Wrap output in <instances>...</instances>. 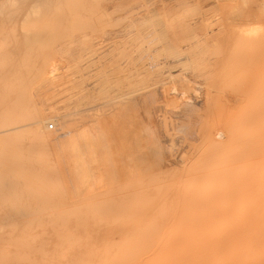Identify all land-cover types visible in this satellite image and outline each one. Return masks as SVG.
I'll return each mask as SVG.
<instances>
[{"label": "rangeland", "instance_id": "374dc122", "mask_svg": "<svg viewBox=\"0 0 264 264\" xmlns=\"http://www.w3.org/2000/svg\"><path fill=\"white\" fill-rule=\"evenodd\" d=\"M183 1L0 0V264L264 247V0Z\"/></svg>", "mask_w": 264, "mask_h": 264}, {"label": "bare ground", "instance_id": "6f19581e", "mask_svg": "<svg viewBox=\"0 0 264 264\" xmlns=\"http://www.w3.org/2000/svg\"><path fill=\"white\" fill-rule=\"evenodd\" d=\"M15 1V0H14ZM154 1V0H153ZM173 1V5L175 6V7H177L178 9H182L185 5V3L184 4H182L183 5V7H182V5H181V7L179 6L180 5V3H181V0H179L178 2H180V3H177V1L175 0H171V2ZM242 1H244V0H242ZM183 2H185V0L183 1ZM182 2V3H183ZM13 6V5H12ZM15 6V5H14ZM13 6V7H14ZM179 6V7H178ZM11 7V6H10ZM3 8V7H2ZM40 8V7H39ZM8 9V8H7ZM141 10H143V9H141ZM41 12V11H40ZM39 12V13H40ZM3 13V12H2ZM1 15V14H0ZM131 16V15H130ZM144 19H146L145 17H144ZM261 20V19H260ZM138 21V20H137ZM132 22V21H131ZM130 22V23H131ZM135 22V21H134ZM141 22V21H140ZM32 23V22H31ZM135 23H137V22H135ZM142 23V22H141ZM140 23V24H141ZM237 23V22H236ZM139 24V23H138ZM145 24V22H143L142 24H141V26L142 25H144ZM241 24V23H240ZM133 26H135V24H131L130 25V28H132ZM136 26H139V25H136ZM30 27V26H29ZM129 27V26H128ZM104 29V28H103ZM257 29V28H256ZM129 30H127V31H125V32H128ZM257 31H258V29H257ZM25 33V32H24ZM251 33V32H250ZM253 33H254V31H253ZM3 44V43H2ZM182 54H178V56L176 57V58H179V57H182L181 56ZM186 56V55H185ZM183 59V58H182ZM189 59V58H188ZM180 60V59H179ZM178 61V60H177ZM10 77V76H9ZM173 80V79H172ZM261 94V93H260ZM21 97V96H20ZM260 97V96H259ZM259 100V99H258ZM31 101V100H30ZM252 103V102H251ZM249 105H251V104H249ZM262 105H263V103H262ZM254 107V106H253ZM1 113V112H0ZM34 114H36L35 112H34ZM3 116V115H2ZM1 117V116H0ZM6 118V117H5ZM4 118V119H5ZM50 119V118H49ZM20 120V119H19ZM30 121H31V123H32V125H38V124H44L45 122H47V120H48V118L47 117H45V116H39V115H34L31 119H29ZM51 120H54V119H51ZM50 120V121H51ZM57 120V119H56ZM28 121V120H27ZM6 123H4V121L2 120V118H0V131L2 132V133H5V132H7V130L8 129H11V128H13V127H16V126H20L19 125V122L17 123H15V121H10V122H12V123H8L7 121H5ZM56 122V124L57 125H60V123L58 122V121H55ZM260 122H262V121H260ZM29 123V122H28ZM30 123V124H31ZM41 129V128H40ZM238 130V129H237ZM250 132V131H249ZM260 143V142H259ZM238 146V145H237ZM257 151V150H256ZM259 151V150H258ZM255 153V152H254ZM247 155V154H246ZM230 156V155H229ZM250 156V155H249ZM260 159V158H259ZM260 162H261V160H259ZM205 167H206V165H205ZM260 170V169H259ZM258 170V171H259ZM252 175H253V173H252ZM262 183V182H261ZM189 185V184H188ZM235 187V186H234ZM236 188V187H235ZM188 189V188H187ZM246 189V188H245ZM177 190V189H176ZM190 191V190H189ZM206 191V190H205ZM249 192V191H248ZM252 193V192H251ZM239 195V194H238ZM242 196V195H241ZM250 196V195H249ZM255 196H253V198H254ZM197 198V197H196ZM258 198H259V196H258ZM224 199V198H223ZM235 199V198H234ZM261 199H263V197L261 198ZM191 200V199H190ZM244 200V199H243ZM246 200V199H245ZM247 201V200H246ZM258 201V200H257ZM261 201V200H260ZM238 202V201H237ZM241 202H243V201H241ZM257 203H259V202H257ZM146 204H148V203H146ZM208 204V203H207ZM244 204H245V202H244ZM255 204H256V202H255ZM260 204V203H259ZM238 205H239V203H238ZM243 205V204H242ZM168 206V205H167ZM219 206V205H218ZM218 206H216V207H218ZM248 206V205H247ZM260 206V205H259ZM264 206V205H263ZM262 206V207H263ZM223 207V206H222ZM221 207V208H222ZM226 207H228V206H226ZM230 207V206H229ZM245 207V206H244ZM219 208V207H218ZM218 208L216 209V211L218 210ZM220 208V209H221ZM232 208H233V206H232ZM259 208V207H258ZM177 209V208H176ZM181 209V208H180ZM219 209V210H220ZM239 209V208H238ZM241 209V208H240ZM263 209V208H262ZM155 210V209H154ZM223 210V209H222ZM222 210L221 211H218V212H222ZM228 210V209H227ZM232 210V209H231ZM264 210V209H263ZM262 210V211H263ZM215 211V210H214ZM247 211V210H246ZM246 211H244V212H246ZM252 211V210H251ZM210 212V211H209ZM236 212V211H235ZM258 212V211H257ZM264 212V211H263ZM152 213V212H151ZM223 213V212H222ZM238 213H239V211H238ZM237 213V215H240L241 214V212H240V214H238ZM156 214H158V213H156ZM162 214V213H161ZM164 214V213H163ZM162 214V215H163ZM225 214V213H224ZM224 214H223V216H224ZM229 214H231V213H229ZM228 213H227V216L229 215ZM264 214V213H263ZM161 215V216H162ZM182 215V214H181ZM221 215V214H220ZM220 215H219V218H220ZM233 215V214H232ZM232 215H230V218H232L231 216ZM236 215V216H237ZM242 215H243V212H242ZM151 216H153V215H151ZM161 216H159V217H161ZM208 216V215H207ZM214 216V215H213ZM244 216H246V218L248 219V213L245 215L244 214ZM250 216V215H249ZM188 217V216H187ZM197 217V216H196ZM226 217V216H225ZM229 217V216H228ZM150 218V217H149ZM185 218V217H184ZM211 218H213V217H210V219ZM242 218V217H241ZM253 217L251 216V219H252ZM214 219V218H213ZM216 219V218H215ZM243 220L245 219V218H242ZM225 219H223V221H224ZM227 220V219H226ZM233 220H234V218H233ZM237 220V219H236ZM239 220V219H238ZM241 220V219H240ZM249 220V219H248ZM259 220H263L264 221V219H259ZM199 221H202L201 219L199 220ZM199 221H197V222H199ZM210 221V220H209ZM155 222V221H154ZM163 222V221H162ZM205 222V221H204ZM204 222H203V224H204ZM210 222H213V221H210ZM229 222V221H228ZM228 222H227V225H228ZM231 223H233L232 221H230ZM229 222V223H230ZM240 222V221H239ZM244 222V221H243ZM250 222H252V220H250ZM256 222H258L257 221V219H256ZM259 222H261V221H259ZM258 222V223H259ZM148 223V222H147ZM195 223V222H194ZM193 223V224H194ZM200 223V222H199ZM217 223V222H216ZM219 223V222H218ZM221 223H223V222H221ZM264 223V222H263ZM262 222H261V224H263ZM158 224H159V222H158ZM163 224V223H162ZM176 224V223H175ZM182 224V223H181ZM181 224H180V227H183V226H185L184 224H183V226H181ZM191 224H192V222H191ZM192 224V225H193ZM198 224V223H197ZM196 224V226H199L200 227V225L198 224L197 225ZM203 224H201V225H203ZM213 224H214V222H213ZM213 224H211L213 227L216 225H213ZM235 224V223H234ZM233 224V225H234ZM240 225L241 223H238V221H237V224L236 225ZM251 224V223H250ZM260 223H259V227H263L264 225H261ZM151 225H153V222H152V224ZM173 225V224H172ZM176 225H178V223L176 224ZM205 225V224H204ZM204 225L202 226V227H204ZM239 225H238V227H239ZM246 225V224H245ZM254 225V224H253ZM256 225H258V224H256ZM255 225V226H256ZM261 225V226H260ZM147 226H148V228H147ZM146 226V230L148 231V229H149V232H150V226L149 225H147ZM159 226V225H158ZM179 226V225H178ZM187 227H188V225H186ZM205 226H207V224L205 225ZM212 226H210V227H212ZM240 226H242V224L240 225ZM248 226V225H247ZM150 227V228H149ZM157 227V226H156ZM174 227V226H173ZM177 227V226H176ZM180 227H178L177 229H179ZM187 227H186V230H188L187 229ZM193 227H195V225L193 226ZM193 227H191V230H192V228ZM209 226H207V228H208ZM216 227V226H215ZM214 227V228H215ZM218 227V226H217ZM216 227V228H217ZM261 227V228H262ZM153 228H155V227H153ZM152 228V229H153ZM166 228H168V227H166ZM169 228H171V226L169 227ZM189 228V227H188ZM196 228V227H195ZM194 228V229H195ZM201 228V227H200ZM227 228H230V229H232L233 231H234V227H228L227 226ZM227 228H225V230H224V227H223V231H225V232H227L226 230H228ZM240 228V227H239ZM258 228V227H257ZM175 228H173V230H174ZM210 229V228H209ZM208 229V230H209ZM213 229V228H212ZM219 229H220V227H219ZM222 229V228H221ZM235 229H236V227H235ZM245 229H246V226H245ZM259 229V228H258ZM146 230H144L145 232H143V234L145 233V235L148 233V232H146ZM180 230H181V228H180ZM203 230V233H205L204 232V229H202ZM205 230H206V228H205ZM213 230H216V229H213ZM237 230V229H236ZM241 230V229H240ZM239 229L237 230V231H240ZM243 230V229H242ZM257 230V229H256ZM256 230H255V232H256ZM154 231H155V229H154ZM157 231H159L160 232V229H157ZM179 231V230H178ZM195 231V230H194ZM193 231V232H194ZM201 231V230H200ZM231 231V230H230ZM230 231H228V232H230ZM259 231V230H258ZM264 231V230H263ZM159 232H156L155 234L156 235H158V233ZM166 232V231H165ZM175 232V231H174ZM184 232V231H183ZM183 232L181 233L182 234V236H183ZM191 232V231H190ZM193 232H191L192 234H193ZM212 231H210V233H209V231L208 232H206L207 233V236L208 235H211V234H214L213 232L211 233ZM216 232L217 233H219V232H222L221 230L218 232L217 230H216ZM215 232V233H216ZM225 232H223L224 233V241H225V235H227V233L225 234ZM232 232V231H231ZM241 232H244V231H241ZM171 233H173V232H171ZM176 233V232H175ZM174 233V234H175ZM185 233V232H184ZM186 233H187V231H186ZM198 233H200V232H198ZM196 231L194 232V234H195V237H196V234H198ZM254 233V232H253ZM142 234V235H143ZM168 234H169V232H168ZM179 235H180V233H178ZM194 234H193V236H194ZM202 234V233H201ZM233 233H231V235H232ZM241 234V233H240ZM244 234V233H243ZM260 234H262V232L260 233ZM259 234V235H260ZM155 235V236H156ZM171 235V234H170ZM179 235H178V237H179ZM188 235V234H187ZM191 235V234H190ZM218 235V234H217ZM217 235H215V236H217ZM219 235H221V234H219ZM219 235H218V237H219ZM230 235V234H229ZM235 235V237H236V234H234ZM144 236V235H143ZM148 237H146L147 239H148V241L149 240H151V239H149V237L151 238V234H150V236L149 235H147ZM163 236V235H162ZM182 236H181V238L179 237V242H181L180 241V239H182ZM206 236V235H205ZM205 236H203L202 237V235H201V237L202 238H204ZM206 236V237H207ZM237 236H239V235H237ZM242 236V235H241ZM253 236V235H252ZM257 236V235H256ZM261 236V235H260ZM145 237V236H144ZM157 237V236H156ZM172 237H174V236H172ZM178 237H175L176 239H178ZM188 237H191V236H188ZM211 237V236H210ZM214 237V236H213ZM235 237H233V238H235ZM254 237H255V233H254ZM198 238H199V241H200V236L199 237H197V241H198ZM241 238V237H240ZM264 238V235H263V237H262V239ZM157 239V238H156ZM186 239H187V237H186ZM196 239V238H195ZM194 239V242L196 243V240ZM204 239H206V238H204ZM209 239V238H208ZM208 239H206V241L204 240V243H208L207 245L206 244H203V245H206L205 247H206V249L207 248H209V245H210V242L212 241V239L209 241V242H207L208 241ZM217 239V238H216ZM220 239V238H219ZM250 239V238H249ZM255 239H256V237H255ZM258 239H260V237L258 238L257 237V239H256V241L254 240V239H250V240H253L252 241V243H254V241L255 242H257V240ZM188 240H189V238H188ZM188 240H184L186 243H187V241ZM191 241H192V239H190ZM215 240V239H214ZM239 240V239H238ZM10 241H12L13 242V240H10ZM154 241V240H153ZM183 241V242H184ZM191 241H189L188 243H189V245L190 246H192V244H190V242ZM260 241H263V240H260ZM9 242V241H8ZM178 242V243H179ZM214 241H212L211 243H213ZM227 242V241H226ZM230 242H233V240L232 241H230ZM237 241L235 240V242L234 243H236ZM238 242H241V241H238ZM237 242V243H238ZM245 242V241H244ZM244 242H241V243H244ZM1 244H3V242H0ZM18 243V242H17ZM141 243L142 244H144L145 245V242H144V240H143V242H142V240H141ZM154 242H152V244H153ZM170 243V242H169ZM171 243H172V241H171ZM201 243H203V242H201ZM222 243V242H221ZM225 243V242H224ZM229 243V242H228ZM4 244H5V242H4ZM12 244H14V243H12ZM19 244V243H18ZM161 245H162V241H161V243H160ZM166 244V243H165ZM183 244H185V243H181V245L178 247L179 249H180V247L181 246H183ZM231 244V243H230ZM256 244V243H255ZM15 245V244H14ZM146 245L147 246H149V244H147V242H146ZM145 245V246H146ZM151 245V244H150ZM160 245V246H161ZM168 245V244H167ZM173 246H174V244H172ZM171 245V246H172ZM187 245L188 244H186V247H187ZM194 245V244H193ZM214 245H215V243H214ZM217 245V244H216ZM213 246L214 248H215V252H210V251H207V252H204V253H192V251H190V250H192L189 246V250L187 251L186 250V248H183V250L185 249L186 250V253H188V254H185V253H180L179 251H178V253H174V254H171V253H154L153 252V254H149V253H144L145 252V246L144 247H142V250H143V256H142V261H141V264H264V247H261V251H257L258 249H256V247L259 245V242H258V245H255L256 247H254V249H256V252L254 251V249L252 250V244L251 243H247V244H245V246H244V248H243V245H241V244H239V245H241V246H237L236 244H232V246L230 247L229 245H227L226 247H228L227 249H229L228 250V252L226 251V252H224L225 250H227V249H225V247L224 248H221L222 246H220L219 244L217 245V246ZM225 245V244H224ZM223 245V246H224ZM261 245V244H260ZM23 246V245H22ZM21 246V247H22ZM146 246V247H147ZM152 246V245H151ZM176 246H178L177 244H176ZM175 246V247H176ZM196 246V245H195ZM198 246H199V243H198ZM262 246H264V243L262 244ZM3 247V246H2ZM10 247V246H9ZM17 247V246H16ZM24 247V246H23ZM58 247V246H57ZM170 246H168V248H169ZM184 247H185V245H184ZM187 247V248H188ZM201 247V249L203 248L201 245L199 246V248ZM238 247H241L242 249H240V248H238ZM260 247V246H259ZM259 247H257V248H259ZM18 248V247H17ZM17 248H15V250L17 249ZM60 248V247H59ZM148 248V249H147ZM146 248V250H149V249H151L150 248V246L149 247H147ZM153 248V247H152ZM158 248V247H157ZM156 248V249H157ZM173 249H174V247H172ZM177 248V249H178ZM194 248H196V247H194ZM19 249V248H18ZM203 249H205V248H203ZM224 249V251H222ZM167 250V248L165 249V251ZM194 250V249H193ZM171 251H173V250H171ZM201 251V250H200ZM199 251V252H200ZM146 252H148V251H146ZM163 252V251H162ZM176 252V251H175ZM191 252V253H190ZM198 252V251H197ZM37 253H39V252H37ZM41 253V252H40ZM46 253V252H45ZM15 254H17V253H15ZM24 254V253H23ZM22 254V255H23ZM42 255V254H41ZM40 254H39V256H41ZM45 255V254H44ZM7 256V255H6ZM84 256V255H83ZM86 256V255H85ZM16 257V256H15ZM62 257H64V256H62ZM1 258V257H0ZM43 258V257H42ZM46 258V257H45ZM39 259V258H38ZM63 259V258H62ZM1 260V259H0ZM3 260V259H2ZM90 260H92L94 263L93 264H110L112 261H113V259H112V256H110L109 254H102V255H98V256H94L93 257V259L91 258ZM5 261V260H4ZM20 261V260H19ZM33 261V260H32ZM40 261H42L41 259H40ZM46 261V260H45ZM49 261V263H52V261H50V260H48ZM47 261V262H48ZM15 262L16 261H14V254L12 255V257L10 258V260H9V264H15ZM79 262H81V260H79V261H77V262H75L74 261V263H72V264H86V263H79ZM0 263H1V261H0ZM19 263V262H18ZM43 263H44V260H43ZM70 263V262H69ZM32 264V263H31ZM34 264V263H33ZM47 264V263H46ZM71 264V263H70Z\"/></svg>", "mask_w": 264, "mask_h": 264}, {"label": "built area", "instance_id": "2783aa9c", "mask_svg": "<svg viewBox=\"0 0 264 264\" xmlns=\"http://www.w3.org/2000/svg\"><path fill=\"white\" fill-rule=\"evenodd\" d=\"M48 129L49 130H53L54 129V125L53 124H49Z\"/></svg>", "mask_w": 264, "mask_h": 264}]
</instances>
